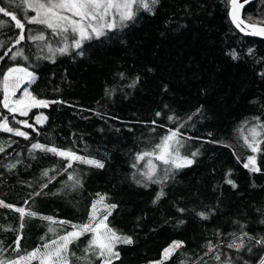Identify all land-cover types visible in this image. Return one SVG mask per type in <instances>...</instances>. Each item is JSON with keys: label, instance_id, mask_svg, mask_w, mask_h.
I'll return each instance as SVG.
<instances>
[{"label": "trees", "instance_id": "trees-1", "mask_svg": "<svg viewBox=\"0 0 264 264\" xmlns=\"http://www.w3.org/2000/svg\"><path fill=\"white\" fill-rule=\"evenodd\" d=\"M0 7L25 23V39L16 44L20 30L11 17L0 14V56L8 52L0 60V74L14 65L29 69L35 76L31 93L49 102L33 109L47 118L37 123L31 116L6 113L0 88V118L7 116L12 127L29 133L25 139L0 131V200L70 221L52 225L63 235L72 231V224L88 223L97 194H106L105 203L116 205L109 226L133 240L116 245L120 256L112 264L159 261L173 241H182L183 247L164 264L264 261V243H257L264 238V143L253 153L243 139L251 140L249 130L257 126L256 139L264 141V127H258L264 125V40L237 32L228 16L229 0H159L152 11L139 9L134 20L85 40L80 49L73 48L71 33L65 40L42 25L26 23L21 0H0ZM243 18L264 22V0L246 6ZM39 32L45 40L28 38ZM65 43L68 52L55 51ZM17 49L28 59H11ZM24 119L33 127L16 123ZM180 125L181 154L198 150L195 162L173 170L165 180V166L154 160L162 183L138 184L147 158L134 168L136 154L152 151L169 129ZM37 142L71 148L104 167L73 162L64 171L67 161L32 149ZM249 156L255 157L259 171L244 167ZM69 173L80 185L73 186ZM161 190L164 195L153 203ZM19 225L18 213L0 207V241L9 248L5 256L16 255L9 246L14 247L17 235L22 236L20 254L40 246L42 237L55 238L48 231L50 223L39 216L27 217L22 230ZM91 237L86 233L70 247L77 257L100 264L91 251L84 252ZM241 240L243 248L228 247Z\"/></svg>", "mask_w": 264, "mask_h": 264}, {"label": "snow or ice", "instance_id": "snow-or-ice-1", "mask_svg": "<svg viewBox=\"0 0 264 264\" xmlns=\"http://www.w3.org/2000/svg\"><path fill=\"white\" fill-rule=\"evenodd\" d=\"M159 3V0H21V5H26L24 9L25 15L23 20L28 24L42 25L47 29H50L53 34L61 35L65 40L68 39V34L72 35V46L76 49H80L85 40L92 39L93 37H101L106 35L105 30L116 29L118 27H123L125 22L132 21L137 15L139 9H144L146 11H152L153 7ZM231 5L230 17L232 23L241 32H246V34L264 36V22L249 23L247 22L241 14V10L248 0H244L241 3L240 0H229ZM32 11L34 15L27 16V12ZM0 14L11 17L12 21H15V27L20 30L19 37L16 39L15 43L19 44L25 39V23L17 16L8 11L5 7H0ZM118 16L119 23H117L116 17ZM4 26V22L0 21V27ZM78 37V38H76ZM29 39L33 41H43L45 40V35L43 32H39L37 35H29ZM0 47H3V43L0 42ZM69 45L64 44L63 47L56 49L59 53L63 54L68 52ZM48 51L53 52L51 45H48ZM11 52V49H9ZM252 49H249V53ZM8 52L4 53L7 56ZM4 56H0V60L4 59ZM18 57H22L27 60L28 57L24 55L23 49H17L12 53L11 59L16 60ZM233 58L235 53H233ZM2 79H0V88L3 91V108L7 109L9 113H19L21 116H27L31 109L37 107H47L49 102L45 100L37 99L32 95L26 88L23 90V96L14 99L16 92L19 89L20 83L27 79L29 82L35 79L32 72H29L25 67H9L6 72L0 74ZM123 75V74H121ZM138 81V78H137ZM133 82L134 84L137 82ZM51 103H57V101H52ZM200 110L197 109V112ZM160 116L161 113H156ZM15 117L13 116V119ZM46 117L37 116L36 122L43 123ZM169 120L176 121L178 117L169 116ZM188 119H191L189 117ZM259 120V118H255ZM18 124L25 125L28 128H32L33 125L29 124L27 120L16 121ZM155 123V121H153ZM180 125L175 129H169L167 134L160 138V142L156 144L152 151L139 152L135 156L137 163L133 164V167H138V163L141 160L147 158L145 165L146 170L140 172V177L142 179H136L138 184H144L147 186L148 182L151 183H162V180L158 179V165L154 163V160L160 162L164 165L163 174L164 179H168L169 175L173 173V170H178L181 168L191 166L195 160L194 157L198 155V150L192 152L191 156H186L181 154V148L184 144L181 139ZM258 127H264V125H259ZM0 131L14 133L16 136L29 138V133L21 130L20 128L12 127L10 125L9 118L7 116L0 118ZM252 139L249 140L248 136H244V142L248 148L251 149L253 153L260 151L259 145L264 143L256 139L260 133L257 131V126L252 127L249 130ZM32 149H39L45 152H51L54 155L60 156L67 161V166L64 171L73 167V162H79L83 164H88L95 167H104L103 163L99 160L89 158L88 156H81L77 152L73 151L71 148L64 149L56 146H47L40 143H33ZM4 148L0 147V152H3ZM8 167L14 168L15 164H10ZM245 168H251L252 171H259L256 167V159L254 156L248 157V163L244 164ZM44 176H48V170L43 172ZM54 178V177H52ZM50 178V180L52 179ZM134 174V179H135ZM69 181L73 182V186L80 185V180L73 174L69 173ZM50 182V181H49ZM227 183L235 184L231 179ZM47 187V184L43 185ZM39 195V193H37ZM164 195L163 190L157 193V196L153 203L158 201ZM98 199L92 203V211L89 214L88 223L76 225L72 224V231H65L63 235L57 234V230L54 226L56 224L65 225L71 224L70 221H56L51 216H40L37 211L32 210V208L16 207L12 204H7L3 200H0V207L12 209L19 214L20 219V229L22 230L25 225V220L27 217H38L50 223L48 231L53 233L55 238L45 241V238H41L42 244L32 251L25 254L21 253L20 241L22 236L17 235L14 241V247L9 246L11 251L16 253L14 257L5 256L9 248H5L3 242L0 241V264H33V262H38V264H74L73 258L80 261L81 264H93L88 256H76V253L71 250V245H73L80 237L84 236L86 233H91L92 237L88 242V246L84 249V252L91 251L93 255L96 256L100 264H112L114 259H119V252L115 250L117 244H132L133 240L131 236L121 235L116 229L110 227L108 224V217L111 215L112 210L116 208L115 204L105 203L106 194H97ZM104 212L101 218L97 219L100 215V209ZM178 211H185V209H178ZM198 215L204 219L208 216L205 212H200ZM183 223V221H181ZM12 230V229H5ZM245 235H247L245 233ZM257 243H264V238L257 241ZM183 247L182 241H173L168 247L163 249L162 257L155 264H164L165 261L169 260L172 255L180 248ZM229 248L235 247L237 249L243 248L244 243L241 240L240 243H233L228 245ZM211 244H209V250L211 251ZM219 256L216 259L219 260ZM264 264V261L261 262Z\"/></svg>", "mask_w": 264, "mask_h": 264}, {"label": "rangeland", "instance_id": "rangeland-1", "mask_svg": "<svg viewBox=\"0 0 264 264\" xmlns=\"http://www.w3.org/2000/svg\"><path fill=\"white\" fill-rule=\"evenodd\" d=\"M32 12V11H31ZM33 13V12H32ZM32 15H34V13L32 14ZM116 19H117V23H119V19H118V16L116 17ZM78 38V37H77ZM54 48V47H53ZM73 48H75L74 46H73ZM16 66H20V65H14V66H12V67H16ZM20 67H22V66H20ZM28 71L29 72H32V71H30L29 69H28ZM33 73V72H32ZM33 81V80H32ZM31 81V82H32ZM31 82H29L27 79H25L24 81H22L21 83H20V86H19V89L17 90V92H16V96L14 97V99H18V98H20V97H22L23 96V90L26 88L30 93H31V91H30V88H29V84L31 83ZM1 90H2V88H1ZM1 93H2V97H1V102L3 101V91H1ZM33 95V94H32ZM3 106V105H2ZM5 109V108H4ZM34 109V108H33ZM33 109H31V111L29 112V114L27 115V116H31L32 117V119L33 120H35L36 119V117L37 116H41L42 118L44 117V115L42 114V113H33ZM6 110V113H9L8 112V110L7 109H5ZM9 114H12V113H9ZM19 114V113H18ZM20 115V114H19ZM21 116V115H20ZM26 116V117H27ZM24 120H27V119H24ZM36 121V120H35ZM248 163V162H247ZM102 208L100 209V211L102 212ZM100 212V215H98V217H97V219H99V218H101V215L103 214V213H101ZM115 250H116V248H115ZM117 251V250H116ZM163 253V252H162ZM161 257H162V255H161ZM113 262V261H112ZM148 264V263H147ZM149 264H155V262H150Z\"/></svg>", "mask_w": 264, "mask_h": 264}, {"label": "water", "instance_id": "water-1", "mask_svg": "<svg viewBox=\"0 0 264 264\" xmlns=\"http://www.w3.org/2000/svg\"><path fill=\"white\" fill-rule=\"evenodd\" d=\"M257 0H248V3H245L244 4V7L243 9L241 10V14H242V17H243V11L245 9L246 6H248L249 4L251 3H254L256 2ZM241 3H244V0H240ZM230 9H231V5L229 3V11H228V16H229V19H230V22L232 23L231 21V17L229 15L230 13ZM232 25L235 27V29L237 30V32L242 35L243 37H250V38H255V39H260V40H264V36H257V35H250V34H246V32H241L239 29L236 28V26L232 23Z\"/></svg>", "mask_w": 264, "mask_h": 264}]
</instances>
